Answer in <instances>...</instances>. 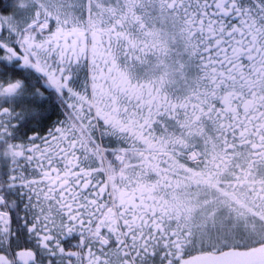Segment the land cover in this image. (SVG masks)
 <instances>
[{
  "label": "snow or ice",
  "instance_id": "1",
  "mask_svg": "<svg viewBox=\"0 0 264 264\" xmlns=\"http://www.w3.org/2000/svg\"><path fill=\"white\" fill-rule=\"evenodd\" d=\"M0 4V264H264V0Z\"/></svg>",
  "mask_w": 264,
  "mask_h": 264
},
{
  "label": "trees",
  "instance_id": "2",
  "mask_svg": "<svg viewBox=\"0 0 264 264\" xmlns=\"http://www.w3.org/2000/svg\"><path fill=\"white\" fill-rule=\"evenodd\" d=\"M0 4H2L4 7H7L6 0H0Z\"/></svg>",
  "mask_w": 264,
  "mask_h": 264
}]
</instances>
